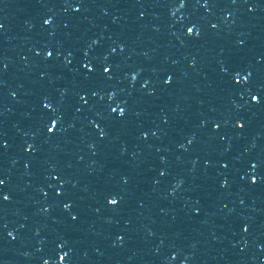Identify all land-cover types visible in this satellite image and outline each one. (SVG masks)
<instances>
[{
	"label": "snow or ice",
	"instance_id": "obj_1",
	"mask_svg": "<svg viewBox=\"0 0 264 264\" xmlns=\"http://www.w3.org/2000/svg\"><path fill=\"white\" fill-rule=\"evenodd\" d=\"M189 31H191V29H189ZM50 131H51V129H49ZM113 203L115 204L116 203V201H113Z\"/></svg>",
	"mask_w": 264,
	"mask_h": 264
}]
</instances>
